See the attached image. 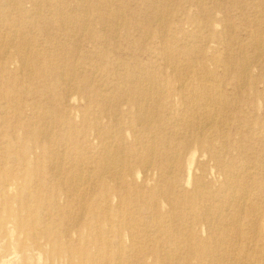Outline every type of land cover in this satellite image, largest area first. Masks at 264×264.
<instances>
[{
  "label": "rangeland",
  "instance_id": "1",
  "mask_svg": "<svg viewBox=\"0 0 264 264\" xmlns=\"http://www.w3.org/2000/svg\"><path fill=\"white\" fill-rule=\"evenodd\" d=\"M263 9L0 0V264H264ZM152 83L144 129L129 100ZM107 131L122 170L99 165ZM226 164L245 187L217 192L212 227L194 178L218 190Z\"/></svg>",
  "mask_w": 264,
  "mask_h": 264
},
{
  "label": "bare ground",
  "instance_id": "2",
  "mask_svg": "<svg viewBox=\"0 0 264 264\" xmlns=\"http://www.w3.org/2000/svg\"><path fill=\"white\" fill-rule=\"evenodd\" d=\"M12 1V0H11ZM156 1V0H155ZM264 10V9H263ZM86 15V14H85ZM105 23V22H104ZM15 37V36H14ZM260 46V45H259ZM27 47V46H26ZM259 48V47H258ZM259 50V49H258ZM263 51V50H262ZM259 52V51H258ZM27 54V52H26ZM261 54V53H260ZM5 56V55H4ZM260 56V55H259ZM170 57V56H169ZM257 57V56H256ZM260 59V57H259ZM246 63V61L244 62ZM24 64V63H23ZM247 64V63H246ZM249 65V64H248ZM242 66H247V65H244L242 64ZM62 68V67H61ZM246 68V67H245ZM247 69V68H246ZM249 69V68H248ZM122 71V70H121ZM61 73V72H60ZM69 79V78H68ZM206 79V78H205ZM69 81V80H68ZM73 87V86H72ZM70 90V89H69ZM118 90V89H117ZM155 92V91H159V88H158V85L155 84V83H152V87L151 88H147L145 90V92H142L138 97H135V98H131V100H129V104L133 106V109H132V113L134 114L133 117H130L133 121H135L138 125H140L141 127H143L144 129H146L147 127V115H148V112H149V101L151 102L152 101V97H151V94L153 93L152 92ZM24 91V89H23ZM206 92V91H205ZM160 94V93H159ZM204 95H208L207 93H204ZM109 99V98H108ZM212 100V98H210V96H208V101L210 102ZM159 104V103H158ZM218 104V103H217ZM154 106V105H153ZM215 109V108H214ZM49 113V112H48ZM50 114V113H49ZM205 118V117H204ZM151 120V119H150ZM211 120V119H210ZM209 120V122H210ZM214 120V119H213ZM201 122V121H200ZM212 122V120H211ZM116 123V122H115ZM189 123V122H188ZM187 123V133L188 135L191 134V132H193L197 126L195 127V125L193 124H188ZM196 123V122H195ZM211 124V123H210ZM209 124V125H210ZM203 126V125H202ZM195 127V128H194ZM199 129V128H198ZM146 131V130H145ZM202 132V130H201ZM122 133V128L120 126L117 127V129L114 131V136L116 135V137L118 138V141L119 140H122V138L120 137ZM184 133V132H183ZM112 132L111 131H107L105 132L104 134H102V144L100 145V149H101V154H99V156L101 157V160L99 162V165L102 167V169L105 168V165L108 167L111 166V170H112V167L113 169H117L118 170V167L121 168H124V161H123V158H122V151L125 150V146H123L122 144L119 145V146H115V147H112L110 146L111 141L107 142L108 138H111V135ZM123 135V134H122ZM113 140V138H112ZM150 140V139H149ZM123 141V140H122ZM121 141V142H122ZM153 141V140H152ZM152 141L150 142V145L149 146H145L144 148H142V152L143 153H146L149 160H150V163L153 161V153L152 152V149L151 146L152 144ZM109 143V144H108ZM120 143V142H119ZM148 144V142H147ZM193 144V143H192ZM199 144V143H198ZM154 145V144H153ZM208 146L213 149V150H217V147L215 144H212V142H209L208 143ZM111 147L113 148V150L111 149ZM165 150L167 151V146L165 145ZM154 151V150H153ZM100 153V152H99ZM197 153V152H196ZM137 155V154H136ZM124 156V155H123ZM173 156L174 155H171L170 153H166V156L164 158V166L167 167V168H171V161H173ZM144 159V158H143ZM188 160V158H187ZM106 162V164H105ZM59 164V163H58ZM82 166V165H81ZM107 167V168H108ZM149 168V167H148ZM225 169L222 171L221 175L225 176L226 177V180L222 183V187L219 188L218 190H214L213 188L211 187H208L204 180H205V176L202 174V173H199L198 175L195 176L194 178V184H195V195L193 196V198L191 199L190 203L191 204H195L196 206H198V213H199V217H200V220H202L203 222H205L204 224H208L212 227H214V225L216 224V218H218L217 216L220 214V208L219 207L217 210L213 211L212 210V206H211V203L214 202V197H216V194L217 192L220 190V189H225L227 190V193L229 194V198H232L234 197V195L238 192V190L241 188V186H244V182L243 180L239 179V180H236L233 184H228L227 183V178L229 177H233L232 175L234 174V171L232 169V166L229 165V164H226ZM109 170V169H108ZM122 170V169H121ZM59 171V170H58ZM102 171V170H101ZM145 171V170H144ZM107 172V171H106ZM169 173V172H167ZM82 175V173H80ZM90 174V173H89ZM116 174V173H115ZM102 175V174H101ZM117 175V174H116ZM118 175L120 176L119 172H118ZM79 175L77 174H74L72 175L71 177V183H72V186L74 188V191L77 189L76 188V185H75V180L78 177ZM163 178V177H162ZM191 178V177H190ZM238 179V178H237ZM69 180V181H70ZM117 180V179H116ZM77 182V181H76ZM232 183V182H231ZM79 185V184H78ZM229 185V186H228ZM243 187V189H245ZM78 190V189H77ZM261 190L264 191V186L261 185ZM247 193V192H246ZM227 194V196H228ZM243 194V193H242ZM239 197V195H237ZM242 197V196H240ZM204 198H207L208 200H210V204L206 205L205 202H203V199ZM228 198V197H227ZM206 199V200H207ZM241 198H238L237 202L239 203V200ZM231 202V200H230ZM208 203V202H207ZM219 203V202H218ZM244 204V203H243ZM220 206V205H219ZM82 210V208H81ZM170 210V209H169ZM222 212V211H221ZM82 213V212H81ZM244 221V220H243ZM245 222V221H244ZM35 224V223H34ZM218 224V223H217ZM244 225V224H243ZM146 226V225H145ZM238 227V226H237ZM236 227V228H237ZM210 228V227H209ZM87 229V228H86ZM216 231V230H215ZM238 231V229L236 230ZM235 231V232H236ZM218 232V231H217ZM212 234V233H210ZM217 234V233H216ZM216 237V236H215ZM239 237V236H238ZM215 239V238H214ZM238 239V238H237ZM231 240V239H230ZM260 240V239H259ZM208 256V255H207ZM168 257V256H167ZM228 259V258H227ZM231 259V258H230ZM168 260V259H167Z\"/></svg>",
  "mask_w": 264,
  "mask_h": 264
}]
</instances>
